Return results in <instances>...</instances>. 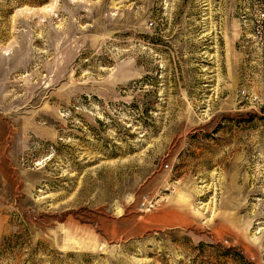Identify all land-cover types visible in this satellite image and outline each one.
<instances>
[{"label": "rangeland", "instance_id": "374dc122", "mask_svg": "<svg viewBox=\"0 0 264 264\" xmlns=\"http://www.w3.org/2000/svg\"><path fill=\"white\" fill-rule=\"evenodd\" d=\"M0 264H264V0H0Z\"/></svg>", "mask_w": 264, "mask_h": 264}]
</instances>
